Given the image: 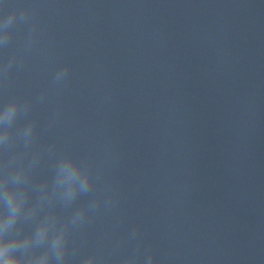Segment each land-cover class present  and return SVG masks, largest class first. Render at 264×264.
Wrapping results in <instances>:
<instances>
[{
    "label": "clouds",
    "instance_id": "9594fccd",
    "mask_svg": "<svg viewBox=\"0 0 264 264\" xmlns=\"http://www.w3.org/2000/svg\"><path fill=\"white\" fill-rule=\"evenodd\" d=\"M34 10L13 9L0 17V49L6 50L17 24H32L21 53H14L0 63V86L10 84L14 68L24 67V56L37 43V29L32 20ZM68 66L53 75V84H64ZM46 93L35 98L43 103ZM33 101L13 97L0 107V264H108L96 253L77 259L79 246H70L72 233L88 225L103 210H111L117 201L115 193L106 189L96 193L102 168L88 159L64 153L52 164L51 176L37 180L35 173L46 155L55 153V145L37 147V121L28 119ZM59 113L53 114L49 126ZM21 121H24L21 123ZM84 196L91 198L77 206ZM71 210L68 215H63ZM139 229L133 228L128 240L137 241L134 251L116 264H154V254L141 253ZM126 241H117V252Z\"/></svg>",
    "mask_w": 264,
    "mask_h": 264
}]
</instances>
